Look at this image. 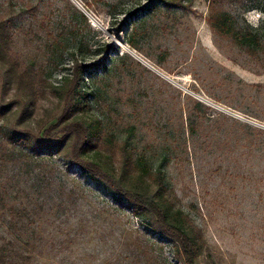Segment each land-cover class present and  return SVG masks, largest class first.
<instances>
[{"label":"rangeland","instance_id":"374dc122","mask_svg":"<svg viewBox=\"0 0 264 264\" xmlns=\"http://www.w3.org/2000/svg\"><path fill=\"white\" fill-rule=\"evenodd\" d=\"M225 12L259 45L214 27ZM0 17L12 20L14 56L48 82H35L28 126L43 134L57 121V87L76 59L87 64L72 115L98 126L86 156L119 173L127 147L125 176L142 174L149 187L161 166L168 206L186 213L200 244L198 264H264V0H0ZM16 89L15 72L7 84L0 75V98L11 101L0 151L23 148L1 129L19 109ZM6 156L0 264H182L172 239L61 153Z\"/></svg>","mask_w":264,"mask_h":264},{"label":"trees","instance_id":"16d2710c","mask_svg":"<svg viewBox=\"0 0 264 264\" xmlns=\"http://www.w3.org/2000/svg\"><path fill=\"white\" fill-rule=\"evenodd\" d=\"M175 0H167V2ZM217 2L220 0H211ZM224 1V0H223ZM34 5H28V10L34 12ZM214 27L223 33H232L234 39L242 45H259V38L252 30L235 31L233 18L230 13L215 15L211 17ZM10 17H0V75L4 83L9 82V76L15 72L17 89L14 99L19 101V109L11 120L1 126L2 131L9 140H14L23 148L36 155L42 152H59L73 164L79 165L87 174L105 184L117 197L119 201H126L136 215L148 219L149 225L157 233L172 239L176 245V256L182 264H198L197 256L200 244L196 238L184 228L190 224V219L184 211L173 210L168 206L166 196L165 171L161 166L156 169L153 177V186H143L146 182L142 174L134 179L126 177L124 170L128 165L129 152L124 147L123 168L119 173L111 172L107 167L95 159L86 156V153L94 144L93 137L99 133L96 122L85 118H73L75 107L83 105L86 92L83 90L81 81L83 74L90 66L74 61L73 76L65 78L60 87H57L63 100L62 114L56 122L47 126L43 134L36 132L26 124V117L35 108V82L40 85L48 82L32 74L30 65H22L19 57L14 56L12 41L14 32ZM11 101L0 98V115L5 116L6 109ZM70 139V141H69ZM69 141V142H68ZM6 148V151H3ZM10 152L7 146H2V154L10 156L8 160L27 161L32 159L36 163L34 154L30 155L24 149ZM17 150V149H16ZM6 156V157H7ZM4 157V156H3ZM134 177V176H133ZM135 182V184H133ZM11 212L15 216H28L26 208L18 209L11 206ZM29 241V240H28ZM0 261H6V255L0 252ZM8 261V260H7ZM7 263L13 264L9 260Z\"/></svg>","mask_w":264,"mask_h":264}]
</instances>
